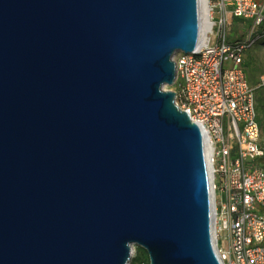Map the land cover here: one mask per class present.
<instances>
[{
    "label": "water",
    "instance_id": "water-1",
    "mask_svg": "<svg viewBox=\"0 0 264 264\" xmlns=\"http://www.w3.org/2000/svg\"><path fill=\"white\" fill-rule=\"evenodd\" d=\"M201 0H0V264H222L207 140L165 86Z\"/></svg>",
    "mask_w": 264,
    "mask_h": 264
},
{
    "label": "built area",
    "instance_id": "built-area-1",
    "mask_svg": "<svg viewBox=\"0 0 264 264\" xmlns=\"http://www.w3.org/2000/svg\"><path fill=\"white\" fill-rule=\"evenodd\" d=\"M201 47L174 57L177 106L205 133L213 230L222 264H264V147L256 88L244 69L253 37L228 41L234 19L264 30V0H207ZM202 25V15H201Z\"/></svg>",
    "mask_w": 264,
    "mask_h": 264
},
{
    "label": "rangeland",
    "instance_id": "rangeland-1",
    "mask_svg": "<svg viewBox=\"0 0 264 264\" xmlns=\"http://www.w3.org/2000/svg\"><path fill=\"white\" fill-rule=\"evenodd\" d=\"M252 21L234 19L228 30L229 37L239 38L243 34V39L253 37L257 41L245 53L244 69L246 74L256 88L258 101L259 120L262 128L261 141L264 146V30H257L253 35L251 33ZM166 90H173L174 85L165 86ZM264 164V161H263ZM134 261V263H133ZM130 264H151L148 252L140 246H135V253Z\"/></svg>",
    "mask_w": 264,
    "mask_h": 264
},
{
    "label": "bare ground",
    "instance_id": "bare-ground-1",
    "mask_svg": "<svg viewBox=\"0 0 264 264\" xmlns=\"http://www.w3.org/2000/svg\"><path fill=\"white\" fill-rule=\"evenodd\" d=\"M207 0H201V15H202V30H201V40H200V43L198 45V47H201L202 43H203V40L205 39V36H206V30H207V16H208V10H207ZM208 153V151H207ZM135 253V248H134V251ZM133 253V254H134Z\"/></svg>",
    "mask_w": 264,
    "mask_h": 264
},
{
    "label": "trees",
    "instance_id": "trees-1",
    "mask_svg": "<svg viewBox=\"0 0 264 264\" xmlns=\"http://www.w3.org/2000/svg\"><path fill=\"white\" fill-rule=\"evenodd\" d=\"M245 35L243 34L241 37H239V38H233V37H229L228 38V41L229 42H231V41H237V40H243V37H244ZM133 263H134V261H133Z\"/></svg>",
    "mask_w": 264,
    "mask_h": 264
},
{
    "label": "crops",
    "instance_id": "crops-1",
    "mask_svg": "<svg viewBox=\"0 0 264 264\" xmlns=\"http://www.w3.org/2000/svg\"><path fill=\"white\" fill-rule=\"evenodd\" d=\"M249 79V78H248ZM249 82L251 83V81L249 80ZM251 85L253 86V84L251 83ZM254 87V86H253ZM256 98H257V95H256ZM257 106H258V101H257ZM260 143L262 145V141L260 140ZM263 146V145H262ZM264 147V146H263Z\"/></svg>",
    "mask_w": 264,
    "mask_h": 264
}]
</instances>
